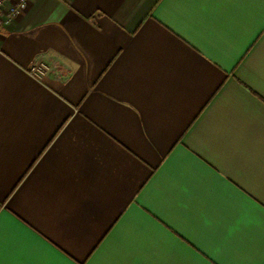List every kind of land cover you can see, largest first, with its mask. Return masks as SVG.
Listing matches in <instances>:
<instances>
[{"label": "crops", "instance_id": "obj_1", "mask_svg": "<svg viewBox=\"0 0 264 264\" xmlns=\"http://www.w3.org/2000/svg\"><path fill=\"white\" fill-rule=\"evenodd\" d=\"M17 1L6 264H264V0Z\"/></svg>", "mask_w": 264, "mask_h": 264}, {"label": "built area", "instance_id": "obj_2", "mask_svg": "<svg viewBox=\"0 0 264 264\" xmlns=\"http://www.w3.org/2000/svg\"><path fill=\"white\" fill-rule=\"evenodd\" d=\"M9 0H0V5ZM28 0H18L11 8L9 17L13 18L21 14L27 9ZM49 70V67L44 63H39L31 68V75L37 79H41L45 73Z\"/></svg>", "mask_w": 264, "mask_h": 264}, {"label": "snow or ice", "instance_id": "obj_3", "mask_svg": "<svg viewBox=\"0 0 264 264\" xmlns=\"http://www.w3.org/2000/svg\"><path fill=\"white\" fill-rule=\"evenodd\" d=\"M4 231L5 223L4 218L0 217V264H6L3 259L4 254ZM10 264H62L59 260H50V261H16L10 262Z\"/></svg>", "mask_w": 264, "mask_h": 264}]
</instances>
